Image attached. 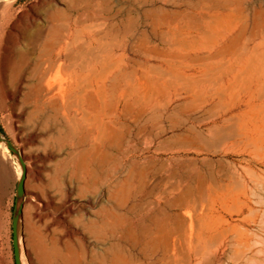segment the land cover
Returning a JSON list of instances; mask_svg holds the SVG:
<instances>
[{
	"label": "rangeland",
	"instance_id": "rangeland-1",
	"mask_svg": "<svg viewBox=\"0 0 264 264\" xmlns=\"http://www.w3.org/2000/svg\"><path fill=\"white\" fill-rule=\"evenodd\" d=\"M175 13L179 14L177 23L189 28L186 38L182 34L185 42L179 54H195L188 40L196 41L203 55L208 53L206 47L233 39V50L218 58L225 66H238L243 61L241 52L248 50L250 60L242 76L253 82V105L238 106L227 121L216 125L213 115L222 106L207 111L214 101L201 106L200 98L159 96L150 112L148 137L141 133L121 140L124 153L137 148L136 156L126 159L121 170L124 153L113 151L101 164L94 162L90 152L81 151L86 146H76V139L58 131L32 103L24 102L20 79L31 63L41 59L37 50L49 28L62 33L76 18L84 25L105 28L108 16L122 19L130 14L137 36L141 31L154 36L153 25L172 20ZM167 40L172 41L170 36ZM104 42L106 49L122 40L107 38ZM152 43L158 42L153 39ZM156 57L155 53L148 56L145 73L144 56L141 52L133 56L135 62L128 64L135 70L134 83L141 87L145 82L151 89L158 82L171 91L179 78L166 72ZM90 58L85 55L88 62ZM109 84L107 80V88ZM244 109L248 116L259 118L260 129L249 138L240 132L248 118L241 120ZM0 126V264H106L101 255L108 240H98L76 219L82 217L89 223L96 218L100 205L108 204L107 184L114 177L121 181L116 185L117 201L126 209L138 201H129V195L143 190L145 184L140 193L146 192L145 201H150L155 218L163 220L168 230L175 225L171 214L176 210L166 202L184 192L177 210L183 226L181 244L184 249H200L198 264H209L210 259L212 264H264V0H0ZM126 139H132L130 147ZM26 170L20 191L18 184ZM72 170L76 175L81 170L87 181L81 196L75 192L83 181ZM157 207L166 209V217ZM140 211L137 206L130 214L135 233L142 220ZM219 213L225 221L217 222L227 230L209 237L206 226ZM128 220L122 218L125 223ZM41 251L46 252V260Z\"/></svg>",
	"mask_w": 264,
	"mask_h": 264
},
{
	"label": "bare ground",
	"instance_id": "bare-ground-1",
	"mask_svg": "<svg viewBox=\"0 0 264 264\" xmlns=\"http://www.w3.org/2000/svg\"><path fill=\"white\" fill-rule=\"evenodd\" d=\"M172 17V20L165 19L159 25H153L154 36H147L145 31L139 32L140 36H137L134 19L130 14L122 19H116L115 15L108 16L109 22L105 28L84 25L81 19L77 18L74 22L69 21L62 33L49 28L44 35L43 44L37 50L41 59L31 63L20 79L18 87L25 90L24 102L32 103L35 111L45 118L46 122L51 121L57 126L58 131L76 139V146H86L81 151L90 152L93 161L97 160L99 164L104 161L106 155L113 154V151L124 153L121 151L120 142L126 136L133 139L141 133L146 135L150 112L157 104L159 96L191 97L194 100L200 98L201 106L214 101L207 111L211 112L216 106H222L221 110L213 115V120H217L216 125L227 121L226 117L238 106L253 105L256 99L252 88L253 82H248L242 76L244 66L250 60V56L246 55L248 50L241 52L243 61H239L238 66H225L221 58H218L225 52L233 50L235 46L233 39H230L231 42L217 43L216 47L215 44L212 48L206 47L208 53L203 55L199 53L204 49L197 46L196 41L188 40L186 44L190 48L194 46L195 54L188 56L179 54L177 51L180 45H183L181 43L185 42L182 41V34L185 32L186 38L189 28L184 29L177 23L179 14L175 13ZM168 36L172 41L167 40ZM107 38L113 40L120 38L122 42L121 44L112 42V46L105 49L104 40ZM218 38L222 39L223 35L219 34ZM153 39L158 43H152ZM137 52L144 56L141 64L145 67L143 68L145 73L149 68L148 56L155 53L156 58L165 65L166 72L177 75L179 80L171 85V91L161 88L158 82L154 84L157 86L153 85L151 89L145 87V82L140 83L144 87L135 85V70L133 66L130 68L128 63L135 62L133 56ZM86 54L91 55L90 62L85 59ZM214 68L216 69L213 74ZM107 80L110 83L108 88ZM240 113L241 120L245 116L248 117L241 123L240 132L249 138L259 131L260 125L257 123L259 118L248 116L249 111L246 109ZM201 124L198 123L199 126ZM214 127H211L210 131H214ZM132 139H126L128 147L131 146ZM136 149L133 147V150L128 149V153L122 154L121 170L125 168L126 159L136 156ZM80 164V167H83L84 161ZM79 172L76 175V170L73 171L76 178L83 181V184L78 186L79 190L75 192L77 196L84 193L87 184L84 173L82 174L81 170ZM127 173L128 179H131L130 170ZM24 174L27 175V170ZM128 179L123 180L128 182ZM118 181V177L109 179L108 204L100 205L95 219L89 223H85L82 217L76 219L78 224L90 228L98 240H108L109 245L101 259L106 264H198V259L202 257L200 249H184L181 244L183 226L179 219L181 212L177 210L182 207L184 192L177 193L173 202L169 203L168 198L166 199L169 207L176 210L171 214L175 217V225L168 230L163 220L158 221L155 218L156 211L151 210L150 201H145L148 196L146 192L140 193L145 187L143 182L139 183L144 184V187L141 185L143 190L129 195V201L134 199L138 201L126 209L117 201L116 185L120 184ZM137 206L141 207L142 220L138 233H135L130 214ZM157 208V212H161L163 216L168 214L164 207ZM120 209H123L122 213L119 212ZM122 216L129 219V223L122 221ZM212 219L215 222L206 226V229L209 237L214 238L220 232L222 234L226 232L227 228H222L217 222L219 219L225 221L223 214L213 215ZM44 254L46 256V252ZM41 256L46 260L47 256L43 254ZM94 257L98 259L97 255ZM208 262L212 264V259Z\"/></svg>",
	"mask_w": 264,
	"mask_h": 264
},
{
	"label": "water",
	"instance_id": "water-1",
	"mask_svg": "<svg viewBox=\"0 0 264 264\" xmlns=\"http://www.w3.org/2000/svg\"><path fill=\"white\" fill-rule=\"evenodd\" d=\"M26 174L23 175L22 179L19 181L18 189L22 191L24 189V182H25Z\"/></svg>",
	"mask_w": 264,
	"mask_h": 264
},
{
	"label": "trees",
	"instance_id": "trees-1",
	"mask_svg": "<svg viewBox=\"0 0 264 264\" xmlns=\"http://www.w3.org/2000/svg\"><path fill=\"white\" fill-rule=\"evenodd\" d=\"M0 130H1V132H3V129H2V127L0 126Z\"/></svg>",
	"mask_w": 264,
	"mask_h": 264
}]
</instances>
